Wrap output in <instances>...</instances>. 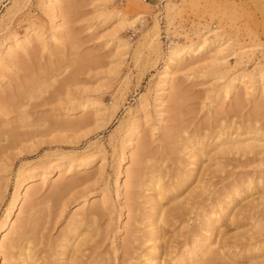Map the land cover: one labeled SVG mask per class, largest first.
Here are the masks:
<instances>
[{
    "label": "rangeland",
    "instance_id": "374dc122",
    "mask_svg": "<svg viewBox=\"0 0 264 264\" xmlns=\"http://www.w3.org/2000/svg\"><path fill=\"white\" fill-rule=\"evenodd\" d=\"M42 1L0 0V42L22 39L29 29L42 41L14 64L0 57V229L7 224L18 178L39 179L49 163L62 175L54 171L43 188L31 192L32 202L25 200L17 210L20 222L27 215L41 220L30 245L36 264H64L67 258L73 264H147L151 243L143 240L153 172L168 186L160 201L167 216L164 239L156 242L160 256L164 247L171 249L162 256L164 264L185 246L193 247L189 236L234 192L242 197L232 213L264 197V0H166L161 9L143 0H112L106 8L98 0H63L54 43ZM222 1L233 2L234 11L214 13ZM111 10L132 23L122 27L116 20L103 29ZM155 32L158 39L150 46L146 40ZM200 38L225 41L223 57L214 62L203 52L172 69L173 89L160 84L169 47ZM118 39L128 44L126 50L117 47ZM86 104L99 113L80 112ZM81 119L85 123L77 125ZM226 137L256 147L214 155ZM128 139L139 146L132 148ZM194 144L201 148L197 163L191 156ZM121 158L125 168L115 182ZM84 162L94 167L76 166ZM86 176L87 183L50 194L53 182ZM105 188L109 201L99 204L96 217L86 216L90 197ZM83 199L80 215L86 218L80 221L71 213ZM260 201L233 221V214L225 215L224 239L209 247L215 264H252L251 246L264 249ZM74 238L76 246L65 250ZM23 259L18 249L0 253V264H23Z\"/></svg>",
    "mask_w": 264,
    "mask_h": 264
},
{
    "label": "bare ground",
    "instance_id": "6f19581e",
    "mask_svg": "<svg viewBox=\"0 0 264 264\" xmlns=\"http://www.w3.org/2000/svg\"><path fill=\"white\" fill-rule=\"evenodd\" d=\"M62 1L63 0H43L42 2H40V4H41L40 7L42 6L43 11L48 14L49 20L52 24L51 30H52L53 36L49 42L54 43V41L57 40V37H55V36H57V34H60V29H59L60 24L58 23L59 22V16L57 13H58L59 4ZM98 1H100V5L102 7L106 8V7H110V6L112 7L113 6L112 0H98ZM130 1L134 2V0H130ZM215 6H217L219 9L217 11H213V12L214 13L218 12L220 15H225L227 12L234 11V8H235V5L233 2H227V1H222L221 4H219V5L216 4V5H214V7ZM166 7L170 8V5L167 4ZM214 7H213V9H214ZM215 9H217V8L215 7ZM116 20L119 21V24L122 23V25H119L122 27L125 26L126 24L132 23L130 21L128 22L127 18L125 17V15L122 12L111 10L109 17L102 23L101 26L103 29H105L110 25V23L112 21H116ZM155 27H156V25H155ZM38 34L39 33L34 31L33 29H29L28 31H26L23 34L22 39H16L13 36L7 37L6 39H4V41L0 42V57H2L6 61V63L14 64L15 60L18 57H21L22 55L26 54L28 51H30L32 49L34 43H36V42L39 43V41H40L39 37L41 35H38ZM157 37H158V34L155 32L154 35H151V40L150 41L146 40V42H148V44H150V46H151L153 43H155V41H157V39H158ZM203 37H205V36H203ZM143 38L147 39L148 37L145 38V36H144ZM41 42L42 41H40V43ZM224 43H225V41H221L220 39L219 40H214V39L208 40L207 38H200L198 42H195V43L190 44V45L169 47L170 50L167 52L168 53L167 63L163 67V70L160 74V81H159L160 84L167 85L169 89H173L174 85L172 84V80H173L172 69L175 67H180L181 64L190 62L191 60L198 57V55H201L203 52L210 53V55L212 57H214L213 61L218 62L220 55L224 49V47H223ZM115 44L117 45V47L124 49V50H126L128 48V44L125 42H122L120 39L116 40ZM2 45H3V47H2ZM154 45H157V44H154ZM156 47L157 46H155V48ZM238 55H239V59H242L245 56L244 53H240ZM221 57H223V56L221 55ZM222 61L223 60H221V62L219 64H223ZM0 75H1V72H0ZM230 86H232V85H230ZM96 108L93 109L89 105L86 104V105L80 106L79 111L82 112L83 114H86V113L92 111L96 115V113H99V110ZM65 116H67V114H65ZM83 120L84 119H81V122L77 123V125L78 124L83 125L85 123ZM133 134H134L133 137H135V139L139 138V132H133ZM263 137H264V135H263ZM125 142H128L129 145H132L131 146L132 148L133 147L137 148V146H139L138 143H136V141L133 142L132 140L128 139V140H125ZM134 143H136V146ZM190 144H191V142H190ZM251 144H252V142L248 143L246 141H243V142L234 141L233 139L226 137V138H224V141L220 142L219 144H217L214 147L213 152H214V155L216 153H219V152L231 151L233 149L237 150L238 152H242V151L245 152V150L250 149L251 146H253V148L256 147V144L255 145H251ZM186 145H187V143H186ZM188 145H189V143H188ZM192 147H194L193 151H192L193 154H195L196 151L201 149V148L198 149L197 144L196 145L194 144V146H192ZM199 147H201V146L199 145ZM130 151H129L130 159H132L134 157V153H132V152L130 153ZM193 154L191 156H192V158H195L196 163H197V161L200 158V155H199L200 152L199 153L197 152L195 155H193ZM197 155H199V156H197ZM197 157H198V159H197ZM70 166H72V165H70ZM76 166L81 167V169L85 170V171L94 167L91 165V162L78 163V164H76ZM124 168H125V159L121 158L119 160V163L116 166V169H115V182L119 181L121 175L123 174ZM47 169H49V170H46V171L40 170V172H45V173L41 174L39 176V179L33 178L34 174H29L30 176H28V178H26V179H23V178L17 179L15 194H14V197L12 198V200L8 206V215L6 217V220H8L7 224L2 225L1 229H0V253L3 252L4 250L8 251L11 249H18L20 252V255L22 254L24 256V259L22 260L23 264L24 263L25 264H36L34 254H32L30 252L32 249L30 247V245L34 244V242L37 238L39 222H41V220L39 218H33L32 216L27 215L26 218L23 220V222H20L18 219L17 210L20 208L21 204L25 200L28 201L29 203L32 202V200L30 198L32 197L33 193H31V192L38 191L41 188H43L45 180L51 179L53 177L54 171L58 177L59 176L62 177L60 169H57L56 166L51 165V163L48 164ZM193 173H194V170L189 173V176L193 175ZM150 174H152L151 178L149 180L151 187L148 185L150 187L148 189V191H150V193L147 195L148 197L146 196L147 203L148 202L150 203V209H149L150 213L147 216L148 234H146L147 237L143 241L151 243L150 247H149V250L151 252L149 251L150 253H149V256L147 259V264H164V259H162V256L167 255L171 249H169V247H167V246L164 247V248H166V249H164L165 253H164V255L160 256L158 254V252H156L158 247H159V245H157L156 242L164 239V234H162L161 230L164 228V226H166L165 224H167L166 223L167 222L166 221L167 216H166V213L163 212V209H162L163 206L160 205V201L166 196V190H167L168 186L162 185L163 183H161L160 178L159 177H157V179L155 178L156 175L154 176V172L150 173ZM90 179H91V177H89V176L80 177L76 180H69V181H66V180L63 181V179L61 178L60 180L53 182L52 187L54 189L50 192V194L55 195L58 193L69 192V190H71L72 188L79 186V185H83V184L87 183ZM151 180H152V183H151ZM186 181H187V179H186ZM186 181H184V182H186ZM246 190L247 189H245V191H244L245 193H246ZM250 190L251 189H249V191ZM177 192H178V190L176 191V193ZM169 193H172V192H169ZM169 193H168V195H169ZM241 194L242 193L234 192V195L231 196L230 198H227V200L224 203V206H221V208L218 210V212L213 213V214H209L207 216L206 223L204 221L203 222L204 225L200 226L199 228H196V230L193 231L191 236H189L188 240H190V242L193 244V247L192 248H188V247L186 248V246H185L180 252H178L177 255L175 254V256H173V257L171 256V258L169 257L170 258L169 264H215L212 260V257L210 256L211 254H213V255L215 254L214 250L213 249L209 250V249L212 247V245L217 240H218L217 244L220 243L219 240H221V238H223L225 236V232L224 231L221 232V230H220L223 223H226L227 221L229 222V220L227 219L228 216L226 217L225 215L226 214L227 215L233 214L230 218V220L233 221V218H235L236 215L240 214L239 212L240 211L242 212V210H244V207H245V209L250 208V206L246 208V206H248V204H251V206H252L253 201L258 202L261 200L260 201V203H261L262 200H264V197L258 199V201H257V199H251L250 201H248V203H245L243 206H241L240 209L238 208V210L236 209L237 211L235 210V212L232 213L233 209H234V206H232V205L235 203V201L238 202V199H240L242 197ZM172 195H173V193H172ZM90 199H91V206L88 209L86 216H88L90 218H94L99 213V207H98L99 204H106L109 201L108 200L109 198L107 195V189L106 188L103 189V191H101L100 194H96V195L91 196ZM85 202H86V199H83L81 202H79L77 204L78 206L76 205L75 208L73 209L71 216L77 217V218L80 216V218H78L80 221L83 218H86V217H82V215H80V214L84 213L83 207L86 204ZM253 206H256V205L254 204ZM250 210L251 209H248L247 211L244 210V211H246V213H247ZM245 217H246V215H245ZM157 220H158V223L161 222L162 225L161 224H159L160 226L157 225ZM231 221H230V223H231ZM79 223L80 222L77 221V225ZM25 229H27L26 232H25ZM27 232H29V233H27ZM223 232H224V234H223ZM25 233H27L28 235L24 236ZM76 237H78V235ZM76 240H77V238L73 242L72 241L70 243L65 242L66 244L63 245L65 250L67 248H72V247L76 246L75 245ZM221 242H222V240H221ZM164 245H166V244H164ZM251 247L253 249L251 248L250 250H248V253H249L250 260H252V264H263V262H264V249L259 244L258 245L254 244ZM159 248H161V247H159ZM259 253H261V254H259ZM160 254H163V253L160 252ZM73 263H74L73 259L67 258L65 260L64 264H73Z\"/></svg>",
    "mask_w": 264,
    "mask_h": 264
},
{
    "label": "built area",
    "instance_id": "2783aa9c",
    "mask_svg": "<svg viewBox=\"0 0 264 264\" xmlns=\"http://www.w3.org/2000/svg\"><path fill=\"white\" fill-rule=\"evenodd\" d=\"M146 3H153L155 9H161L166 0H143ZM160 19L161 16L159 15Z\"/></svg>",
    "mask_w": 264,
    "mask_h": 264
}]
</instances>
